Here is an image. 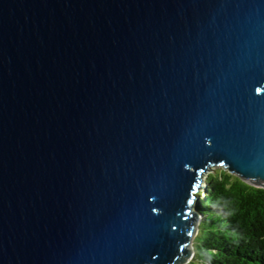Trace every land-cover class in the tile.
<instances>
[{"label": "water", "instance_id": "1", "mask_svg": "<svg viewBox=\"0 0 264 264\" xmlns=\"http://www.w3.org/2000/svg\"><path fill=\"white\" fill-rule=\"evenodd\" d=\"M216 168L264 189V0H0V264H187Z\"/></svg>", "mask_w": 264, "mask_h": 264}, {"label": "trees", "instance_id": "2", "mask_svg": "<svg viewBox=\"0 0 264 264\" xmlns=\"http://www.w3.org/2000/svg\"><path fill=\"white\" fill-rule=\"evenodd\" d=\"M199 192L202 215L187 264H264V189L218 168Z\"/></svg>", "mask_w": 264, "mask_h": 264}, {"label": "rangeland", "instance_id": "3", "mask_svg": "<svg viewBox=\"0 0 264 264\" xmlns=\"http://www.w3.org/2000/svg\"><path fill=\"white\" fill-rule=\"evenodd\" d=\"M216 169H218V168H216ZM216 169H213L211 172H209V173H212V172H214ZM208 176V174L205 176V177H207Z\"/></svg>", "mask_w": 264, "mask_h": 264}]
</instances>
